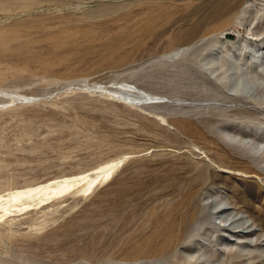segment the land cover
I'll return each instance as SVG.
<instances>
[{"label":"rangeland","instance_id":"rangeland-1","mask_svg":"<svg viewBox=\"0 0 264 264\" xmlns=\"http://www.w3.org/2000/svg\"><path fill=\"white\" fill-rule=\"evenodd\" d=\"M224 60L264 85V0H0V264H264V106Z\"/></svg>","mask_w":264,"mask_h":264},{"label":"bare ground","instance_id":"bare-ground-1","mask_svg":"<svg viewBox=\"0 0 264 264\" xmlns=\"http://www.w3.org/2000/svg\"><path fill=\"white\" fill-rule=\"evenodd\" d=\"M257 35H262V33L257 34ZM220 70L222 71V73L217 76V80L221 83V85L218 88L220 90H218L217 92L221 96H223L227 100H232V101H242L243 100L245 102L251 101L254 104H256V106H262V107L264 106V85H258V87H252V88H248V86H246V83L248 81L247 80V76L248 77H252V78L255 77L256 79H259V78L262 77V75L260 73L254 72L253 69H251L249 71H246V72H242V70L240 68H238V70H239L238 74H240V75H239V78H237V80H236L235 76L229 74L230 73V68H229L228 60H224V61H220L219 62V68L217 70L213 71L214 75L217 74V72L220 71ZM0 79L2 81L5 80L3 78H0ZM234 81H237L236 82L237 86H233L232 85ZM243 81L245 83L244 85H243ZM255 84H257V83H255ZM242 86H244V87H242ZM224 90H229L230 92H233V94H235V95H226L223 92ZM240 112L246 113L249 116V118L253 120V119H256L255 118L256 115H264V107H263V109L257 108V111H255L254 113L250 112V111H240L239 110L238 113H240ZM185 128H187V130L190 131L191 133L195 132V131H196V133H200V132H198L197 128L194 125H187V126H185ZM220 132H222V134L224 133L223 135H225L226 138H229L232 142H234V141L240 142V140L236 136L231 135L228 132H224V131H220ZM248 146H250V149L258 151V153L260 154V160H261L262 163H264V141H260V140L254 139L253 142H249L247 144L244 143L242 145V147H244V148H248ZM212 207H214V205H212ZM234 212H235L234 208H229V209L223 211L221 214H227V218L231 219L234 216ZM243 214L244 213L237 212L234 217L236 218L238 216H242ZM249 218L248 217H246V218L245 217H241L238 221L244 223V225H245V224H247V223H249L251 221V220H249ZM256 221H253L252 225L249 228L251 229L253 226L254 227L258 226V227H261L260 232L264 233V218H260V220L257 221V223L259 225L256 223ZM223 222H225V221H223ZM224 229H225L224 230L225 232L231 233V230L233 228L226 227ZM254 233L245 234L243 237H249V236L253 235ZM231 237H233V236H231ZM177 243H178L177 238L175 237L174 234H172L170 237H167V238L164 239L162 245L158 249L157 248L152 249V251L148 252V254L152 253V254H159L161 256H166L168 253H170V251L176 249ZM152 247H150V248H152ZM254 250L257 251V252L264 253L263 247H260V246H256L254 248ZM245 251H247V250L239 249V250L235 251V249H233V248L229 249V251H228V256L230 257L229 260L234 262V260H236V259H241V258H245V257L248 256L249 259L245 263L249 264L250 262L260 258V257H258V258L257 257H255V258L252 257L253 256L252 252H249L247 255H245L244 254ZM220 253H221L220 251L219 252L216 251V252H213V253H205V254L199 255V257L204 260V264H208L213 258L218 256ZM175 260L176 261L173 264H180V263L193 264L192 262L186 261L185 258H182L180 256H176ZM222 264H225V262H222ZM239 264H243V263H239Z\"/></svg>","mask_w":264,"mask_h":264}]
</instances>
